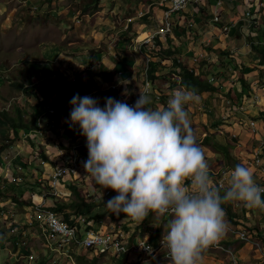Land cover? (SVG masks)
I'll use <instances>...</instances> for the list:
<instances>
[{
	"label": "rangeland",
	"instance_id": "obj_1",
	"mask_svg": "<svg viewBox=\"0 0 264 264\" xmlns=\"http://www.w3.org/2000/svg\"><path fill=\"white\" fill-rule=\"evenodd\" d=\"M74 1L75 0H64V1L0 0V64L1 63L5 64L2 67L0 66V101H1L0 111L2 109L3 110L5 109L14 115L15 108L18 107L17 105H19L20 108L22 109L26 108L27 106H29L31 109L33 108V105L35 104L34 102H36L34 101L35 98L33 99L34 96L36 97L35 90L32 89V87H29L30 85H28L27 87L28 84L27 68L23 67V65H19L22 63H18V61L20 58H24L27 61L26 62L22 61V62L25 63L27 66H29L31 64L33 65L36 64L35 62H31L30 60H34L38 58L41 59L42 46L40 47V45L38 44H40L41 42L46 43L47 40L59 39V29H57L59 27V10L62 7L65 8L68 7L69 5L76 6L77 4H75ZM90 1L91 0H82V3L92 4V2ZM125 1L126 0H124V2ZM148 2L152 3V1L150 0H148ZM136 3L139 4L138 1H136ZM171 4H172L171 2L167 3L168 6H171ZM153 5L154 4H151V7ZM211 5L212 4H209L208 2L206 5L203 6H207L204 7L206 8V10L208 9L210 10L209 6ZM227 6H228V1L225 0L223 3V8H226ZM155 11L156 9H154V12ZM188 11L191 12L192 8L189 7ZM212 12L213 10L210 11L211 17H212ZM221 13H222V22L228 21V16H230L231 14L229 13L228 9L226 8L225 10L221 11ZM197 15H199V17L196 18L189 16L188 19L189 25L187 28L186 27L183 28L180 26L178 27V30L181 34H179L180 36L175 35L176 38L185 42L187 41V43L194 42L200 39L202 34H204L208 30L207 25L203 24V22H205V20L209 17V14L207 12L203 13L200 7V10L197 13ZM196 23L198 24L197 26L195 25ZM191 24L192 26H190ZM209 25L213 27L212 29L213 31H215L217 35L221 33L222 29L220 23H213L212 20H210ZM236 32L239 33L240 29L237 28ZM136 35L137 33L133 31V36L136 37ZM227 37H230L229 40H238L239 35L236 36L235 33L234 38L233 36H229V35H227L226 38ZM233 50L235 51L236 49L234 48ZM153 52L155 51L153 50ZM242 55L244 59L251 60L249 54L245 53V50H242ZM223 59L225 61H223ZM184 60L186 61L185 57ZM229 61L230 60L228 57H223L220 55L219 59L215 58L213 60L212 58H210L209 61L210 63H216L218 65V68H216V70L212 71L211 69H208V67L206 68L203 67L204 70L207 71L208 77L216 76L221 85H227L225 87L226 89L219 88L220 89L219 91L204 92L205 96H200L198 102H192L185 106V110L188 112V117L190 122L192 123L191 125L194 129L195 135L197 136L198 144L205 153L206 162L208 164V170H209L208 172H212L214 175H216L215 177H217V179L219 176L218 171L223 167L233 166L235 160L236 162H240V164H246L247 166L248 165V161H246V159L248 158L247 154L249 153L251 154L253 150H255L261 144L260 138H262V140L264 141V119L258 118L260 113L259 102L254 104L252 102V98H253L252 95H250V98L248 99L245 98V101L247 103H244L242 100L237 101L239 95L242 94L241 86H240L241 88L240 90L237 86H231V88H229L228 84L231 83V80L234 75L236 77V80H238L239 71H235L233 69L234 68L233 66L226 65V63H228ZM247 62L249 63L243 62V64L250 68L255 66L253 64V61H247ZM143 63H144L143 72H145L148 61L144 60ZM257 69L259 71L264 72V64L263 63L256 64L255 69L253 70L251 69L252 71H247V73H245L247 74L248 79H250V77L252 78L250 79V81H252L251 84L252 88L256 87L255 81L261 77L260 75L261 73L259 71H256ZM142 75L144 76V73ZM177 78H178L177 74H175L173 69L162 75L161 79L156 80L157 87L161 91V92L159 91V94L161 95V98L159 99L156 98L157 92L156 91L153 92L156 93L154 100L156 101V103H158V105L160 102L168 101L174 90L183 89L180 86L173 85ZM15 82H19V83L21 82L24 84L25 88H30L28 91H24V93L26 94V96L31 97L33 103H31L32 101L30 102L25 98L22 99L14 98L16 93L13 91V89H16V87L13 84ZM228 89H230L229 92H227ZM229 93L231 95L227 96L226 94ZM260 95H261V100H263L264 102V95L261 93V91H260ZM227 97L231 99L232 102L231 104L226 103ZM11 100H13V102L16 103H13L11 104L10 107H7V102L8 101L10 102ZM193 103L194 104L198 103V109L194 108V105L193 108L190 107L189 109V106H191ZM238 105L239 106L245 105L249 110H251V113L248 110L247 115L249 117L258 120L259 133L253 131L251 128H248L249 126L247 127L246 123L238 116H232V115L227 116L230 110L232 108L236 110L239 107ZM30 108L29 111L27 108L28 114L27 115L24 114V120L26 122H28L31 118L29 117L32 114ZM24 111H26V109H24ZM238 111L239 110H237L236 113H238ZM6 124L7 122L4 120L3 125L6 126ZM61 125L62 124H59L58 127L60 132H61L60 128L61 127L63 128L62 129L63 132L59 133L60 136L63 137L62 139L59 138L60 139V143L58 144L59 160L56 159L57 157L55 151H52L53 148L49 149L52 151L51 153L52 158L49 156L48 160H51V162L48 161L50 163L48 165H46L43 162V159L41 158L38 159L31 158L29 161V157L27 156V154H25L26 151L25 149H23L22 154L19 153L21 149H16L14 154H12L11 152L8 154L7 153L4 154L3 160L7 164L6 166L10 164L12 158H17V156H20V158H22L26 163L28 164L31 163L30 164L31 166L24 169L19 168L18 159L20 158H18L16 159L17 161H15V163L11 164L12 167L10 169L11 172L9 173L10 176L8 175L9 177L6 176V172H5L6 170L3 171L0 168V190H4L5 192L6 187L14 190L15 187H18L17 191L21 192L22 190H24L25 185L28 184L27 182L29 181L31 183L35 182L37 184H40L42 182L44 184V187L49 189L47 178L48 175L50 174V171L53 169V165H55L58 162H61V156H63V154L69 153L68 156H70L71 144H73L75 142L74 140L77 138V135L71 134L72 133L71 131L69 134L71 137H65L67 136L64 135L65 132H69L71 128L67 129L66 127H63ZM42 126L44 129L48 128L45 122L42 123ZM74 126L78 129V132L80 133L81 132L80 126L78 124ZM33 130L34 129L30 128L27 130V132H33ZM242 130H245V134L243 133V136L249 137V140L247 141L246 143L247 145L245 147L239 145L242 143L240 141V138L242 136ZM72 138H74V140ZM207 138L215 139L221 144L228 145L229 153L233 158L232 161L231 162L227 161L225 152L217 149L213 144L207 143L206 142ZM63 140L65 143L63 142ZM2 142L4 143V145L8 144L9 147L12 145L11 143L7 142L6 139H4ZM39 142L42 143L41 140ZM49 142L52 143V141ZM243 148L248 153L244 152L240 154V151ZM62 149H63V154L60 153ZM0 151H2V149H0ZM211 152L216 153V156L213 157ZM78 153H79V158L81 160H83L84 162L87 161L88 159L87 155L83 156L80 153V151ZM248 168L253 172V175L258 177V182L260 183L261 176L257 173V171L253 170L250 167ZM25 170L30 171L28 173L29 175L24 174ZM80 171H81V179L78 181L74 180V178L70 174H68L63 179H60L58 190L61 193V195H63V197H65V199L68 201L75 199L76 196L72 194V189L70 188V184H73L75 182H80L79 184L80 187L84 189V191H86L89 194V196H95L96 199L97 197L100 199L105 198L106 194L104 189L102 188L95 189L90 184V180L94 178L89 173H87L84 168H81ZM38 172H42V175L44 174L42 176L43 177L42 179H39L40 175L37 176ZM209 176L213 180V176L212 175ZM14 178H16V180H14ZM33 178H35L36 181H32ZM227 187L228 184L225 185V188ZM109 196L111 198L116 196L113 190ZM39 198L40 196H38L37 199ZM261 198L264 199V195H261ZM106 199L107 198L103 200L106 201ZM11 201L13 200L11 199ZM29 202L30 201L24 204H29ZM230 203L234 210V213L238 214L239 216V218L237 219H241V220L240 221L238 220L237 222L239 223L237 224L235 223L236 221L234 222L225 213L226 228L223 236L221 237L218 243L209 246L205 251H203L201 254V258L207 259L208 261L211 262L210 264H213V262H220V264H230L235 259L239 261V264H262L264 262V209L252 207L253 211L252 209L251 211H249L250 207L245 206V204L242 202H230ZM24 204L18 203V205H13V203L9 202V200L6 197L0 196V235L4 234V238H6V241H10L9 243L10 246L12 247L24 246V248L27 250L28 253L31 252L30 254L23 251L20 252L19 253L20 255L16 257L17 264H74L72 263V259H71L73 257V261H75L73 254L77 255L79 252H80L79 254H81V251L78 250V247L73 245L66 252L64 251L53 252L48 247L49 237L47 236V232L45 231L43 226H41L39 220L36 217L32 218L30 216V212L28 213V209H29L28 207L30 208L32 207L31 210L35 211L34 206H32L31 204V206L28 205L25 206V208H23ZM69 210L70 212H73L72 208ZM247 211L248 214H246ZM111 214L112 213L108 210L106 204L98 207H89V208L87 207L84 210L82 217H80V220L78 221L79 223H77L79 225L78 227H80L81 231H83L84 229L96 230L97 228L102 229L104 227H105L104 229L106 230V229H112V226H115V228L122 229L127 234V236L130 235L131 238H135V237L147 238L155 234L157 229H161L160 238H163L165 231H167V223H169L170 220L172 219L171 215H166L162 218H156L154 214L150 213L149 217L146 218L143 221V223H140L132 220L131 218H127L126 214L124 213H121L119 216L113 214L114 215L113 217H111ZM59 215L62 216V214ZM29 216H30V220H29ZM94 226H97L96 229ZM21 227H23V230L24 229L27 230V227H31V230L37 232L39 236L33 237L31 233H29L28 236H23L20 233L17 234L15 231L22 230ZM257 229H259V232L256 231ZM240 233H244L246 239L240 237L239 235ZM241 245L242 246L248 245L247 253H249V256L248 255L243 257L237 256L235 251L239 249ZM31 246H34L35 249L34 253L30 249ZM42 249L48 250V253L44 255V252L40 251ZM86 254L88 255V259H90L92 256H95V254L90 251H88ZM123 256L125 255H121L119 257L103 255L98 259L97 264H120L126 258ZM131 257L133 261L131 262L129 261L128 264H144L147 262L150 264H170L169 260L165 258L162 254L158 256H151L146 254L140 255L133 253L127 257V261ZM85 261L87 262L89 260H85Z\"/></svg>",
	"mask_w": 264,
	"mask_h": 264
},
{
	"label": "crops",
	"instance_id": "obj_2",
	"mask_svg": "<svg viewBox=\"0 0 264 264\" xmlns=\"http://www.w3.org/2000/svg\"><path fill=\"white\" fill-rule=\"evenodd\" d=\"M136 1H138L139 4H137ZM150 1H152V3L148 2V0H126L125 2L124 0H91L90 2H92V4H83L82 0H75L74 3L77 4L76 6L69 5L65 8L62 7L59 10V27L57 28L59 29V39L47 40L46 43L41 42L38 44L40 47L42 46L41 59L38 58L30 60L36 64L27 66L22 62L27 61L24 58H20L18 61V63H22L19 65H23V67L27 68V87L30 85L29 87H32L36 94V97H33V99L35 98L34 101L36 102H34V105L32 104V109L29 106L23 109L21 108L23 110V115L28 114L27 108L28 111L29 108L32 111L31 116H29L31 118L28 122L33 126V132L27 133L28 137L26 138L25 132L22 129L18 130L17 133L12 129L9 130L8 124L4 126V120L0 117V149H2V151H0V168L3 171L6 170V176H8L11 172V164L15 163V161H17L16 159L20 158V156H17V158H12L10 164L6 166L7 164L3 160L4 154H8L10 152L14 154L16 149H21L19 153L22 154L23 149H25L26 151H24L29 157V161L31 158L43 159L42 157L45 155L47 156L44 158L47 161L45 164L48 165L50 164L48 161L51 162V160H48V158L49 156L52 158V151H55L57 157L56 159L59 160L58 144L60 143V139L63 138L59 134L63 132L62 127L60 128L61 132L58 128L59 124H62L61 126L66 127L67 129L71 128L69 132H65L64 135H67L65 137H71L69 135L70 131L72 132L71 134H77L78 129L74 125H72L73 127H70V111L72 107L67 110L60 109L63 113H61L59 110V112L54 116L46 113L48 103L51 102L54 97L60 96L61 94V97L71 100V98L76 95L75 93L68 90V82H72L78 87H85L86 93L80 95L81 97L90 96L94 99L100 100V92L105 91L110 93L113 98L118 99L119 101L122 96L133 100L139 98L140 90L144 91V76L142 75L144 73V60L149 62L151 59H161L160 56L157 55V51L160 49L158 45L156 47H152L151 45H143L140 47V44L135 41V38L140 34H149L152 30L157 29V27L162 25L164 19V6L161 4L160 0ZM239 3H241V1H239ZM151 4L154 5L149 8V13L143 17H138L139 11L141 9H148ZM154 9H156L155 12ZM204 9L205 11L203 13L207 12L209 14V17L205 20V22H203V24L207 25L208 30L202 34L199 40L190 43L179 40L175 36H180L179 34H181L177 29V31L174 30V32L166 38L163 37L158 39V42L160 41L161 45L165 49H170L174 46L180 47L182 49L181 58L185 64L188 63L193 55H197L203 50L210 53V51L214 50V48H227L232 52L230 58H237L238 60H242V62L245 63H249L247 61H253V64L256 66L261 57V50L264 49V9L256 6L253 8L255 18L250 21L244 20V22H242V20L245 18L242 14L243 10L241 5L227 8L231 14L228 16V21H224L223 24L220 23L222 31L218 35L215 33V31H213V27L209 25L210 20H212L210 16L211 8L210 10H206V8ZM196 17H199V15H196L195 18ZM179 19L183 20L181 18V14H174L173 20L175 21V25H178ZM232 22H238L237 26L235 28L229 29L228 31H224L222 26L225 23L230 24ZM195 25L197 26L198 24L196 23ZM180 27L184 28V26ZM237 28L240 29L239 33L236 32ZM133 31L137 33L136 37L133 36ZM235 33L236 36L239 35L238 40H229L230 37L226 38L227 35L233 36L234 38ZM240 34H242V37H240ZM248 38L251 40L249 41ZM253 44L258 45L260 50L254 49ZM234 48L236 49L235 51L233 50ZM153 50L155 52H153ZM242 50H245V53L249 54L251 60L244 59ZM216 54L217 56L219 55L218 53ZM184 57L186 58V61L184 60ZM214 57L215 56L211 55L209 58L214 59ZM203 59L204 58H201L200 61ZM206 60L210 61L209 59ZM162 62L163 63L157 72V74L160 76L158 79H161L162 75L173 69L178 77V73H176L175 70L176 67L179 66L174 64L173 57H163ZM3 65L5 64H0L1 67ZM255 66L252 68L247 67L246 73L247 71H252L255 69ZM256 71L259 70L257 69ZM250 79L252 78L250 77ZM156 80H154V82L152 81L151 91L149 94H147L151 100V103L148 104L147 107L152 109L163 108L162 106H159L158 103L156 104L154 100L156 93L153 92L155 91L157 92L156 98L157 96L161 98V95L159 94L160 90L157 87ZM113 85H116L117 88H112ZM222 86L223 87H221V89H226V86ZM240 86L237 87L241 90L242 86L241 88ZM13 91L16 93L14 98H25L30 102L32 101L31 97L26 96L24 89L22 91V89L16 88L13 89ZM197 96L198 98L200 96H205V93L203 92L201 94H197ZM13 100L7 102V107H10L11 104L16 103L13 102ZM44 100L46 101V104L43 106L41 105L40 101ZM243 102L247 103L245 100ZM31 103H33V101ZM193 105L194 108L198 109V103H193L191 106H189V109L190 107L193 108ZM24 109H26V111H24ZM249 112L251 113V110H249ZM43 122L47 124V129L43 128ZM243 133L245 134V130H242V136L240 138L242 143L239 145L245 147L249 137L243 136ZM4 139H6V141L12 145L9 147L8 144H5V146L2 142ZM72 139L74 140V138ZM40 140L42 143L39 142ZM49 141H52V143ZM32 142L35 144L34 147L31 145ZM50 148H53V150H49ZM39 149L42 151L40 154H38ZM244 152L247 153V151L243 148L241 149L240 154ZM212 155L214 157L216 156V153H212ZM18 162L19 168L24 169L31 166V163H26L22 158L18 159ZM29 172V170H25L24 174H28ZM50 172H52V170ZM39 175V179H42L44 174L42 175V172H38L37 176ZM32 181H36L35 178H33ZM27 183L28 184L25 185L24 190H20L21 192L17 191L18 187H15V190L17 191V194L20 193L19 197L23 199L24 202L28 203V201H30L32 202V206H35L41 199V188L39 186L43 185L37 184L35 182L31 183L30 181ZM38 196H40L39 199H37ZM7 199L9 202H12L13 205H18V203L11 201V198ZM31 204H24L23 208L28 205L31 206ZM28 208V213L30 212V215H32V207ZM94 227L96 229L97 226ZM104 228H97L96 230H105ZM21 229L22 230L20 231H14L17 234L20 233L23 236H28L29 233H31L33 237L39 236L37 232L31 230V227H27V230L24 229L25 231L23 230V227H21ZM9 243L10 241H6V238H4V234L0 235V264H17L16 257L20 255L19 253L22 251L28 253L24 246L12 247L9 245ZM48 247L53 252H59L54 248L53 244L49 242V240ZM30 249L33 251V253L35 252L34 246H31ZM78 250L81 251V254L83 255L87 253V251L80 248H78ZM40 251H43L44 255L48 253V250L45 249ZM247 251L248 245H245L237 249L235 253L238 257H243L246 255L249 256ZM129 255L130 254H125L123 257L126 258L123 260V262L119 261L121 262L120 264H128L129 261H133L132 257L127 261V257ZM102 256L103 255H100V257ZM86 257L88 258L87 254ZM71 259L72 263L76 262L73 261V257ZM210 263L211 262L205 258H200L198 261V264ZM144 264L150 263L147 262ZM213 264H220V262H213ZM262 264H264V262Z\"/></svg>",
	"mask_w": 264,
	"mask_h": 264
},
{
	"label": "clouds",
	"instance_id": "obj_3",
	"mask_svg": "<svg viewBox=\"0 0 264 264\" xmlns=\"http://www.w3.org/2000/svg\"><path fill=\"white\" fill-rule=\"evenodd\" d=\"M198 99L177 89L166 107L156 109L147 107L151 100L142 90L134 106L106 97L100 107L97 99L79 94L69 101L70 126L78 124L87 138L83 167L103 189L118 193L107 201L108 210L140 223L150 213L171 215L162 238L170 264H198L202 252L219 242L226 228L222 204L264 209V188L247 166H235L227 188L213 183L185 110Z\"/></svg>",
	"mask_w": 264,
	"mask_h": 264
},
{
	"label": "built area",
	"instance_id": "obj_4",
	"mask_svg": "<svg viewBox=\"0 0 264 264\" xmlns=\"http://www.w3.org/2000/svg\"><path fill=\"white\" fill-rule=\"evenodd\" d=\"M207 1V2H206ZM225 0H160L161 4L164 6V19L162 22V25L157 27V29L152 30L145 38L142 40H139V36L136 38V42L140 44V47L143 45H151L152 47L157 46L158 39L166 38L167 36L171 35L175 30V21L173 20L174 14H181V19L178 21V26H184L188 27V17L191 16L195 18L197 13L201 8H204L208 2L209 4H212L209 6L212 12V22L215 23H223L222 22V13L221 11L225 10L223 8V3ZM228 6L226 8H232L234 6L241 5L242 7V14L245 19L244 20L250 21L254 19V9L256 6L261 7L264 9V0H241V3H239V0H227ZM171 2V6H168L167 3ZM203 6V7H202ZM192 8V11L189 12L188 8ZM148 9H141L138 13V17H143L147 13H149ZM188 16H187V15ZM135 19V18H134ZM238 22H232V23H225L223 25L224 31H228L229 29L235 28L237 26ZM192 26V24L190 25ZM215 56L214 59H218V56L216 53L210 51L208 53L207 51L203 50L201 53L197 55H193L192 58L186 63V66L193 67L195 65H198L201 58L209 59L210 56ZM213 59V60H214ZM178 62H184L182 58L178 59ZM176 70H178V67H176ZM211 80L214 84H216L219 88L222 87L220 84L218 78L216 76H212ZM216 81V82H215ZM264 73L263 76L260 77L258 80L255 81V86L252 88V102L255 104L259 102L260 105L264 104L263 100H261V93L264 95ZM262 83V84H260ZM227 86V85H224ZM229 88L231 86H240L239 79L236 80L235 75L233 76L231 83L228 84ZM152 87V81L150 80L149 74H148V67L145 69L144 72V92L146 94H149ZM112 88H117L116 85H113ZM230 89H228L227 92H229ZM159 98V96H157ZM69 99L63 98L61 96L54 97L51 102L48 103L46 113L54 116L56 115L60 109L67 110L72 107V105L69 103ZM121 102L127 103L129 106H134L137 99H127L125 96H122L120 99ZM263 102V103H262ZM226 103L231 104V99L227 97ZM259 105V106H260ZM239 106V105H238ZM263 106V105H262ZM261 108V107H260ZM238 113H236V111ZM243 110V111H242ZM248 108L245 105H240L236 110L231 109L230 112L227 114V116H238L240 119H242L248 128H251L253 131H258V120L255 118L249 117L247 115ZM28 129H24L25 137L27 138L28 135L27 132ZM77 138L74 140L75 142L71 144V153L70 156H68L69 153L63 154V149L60 151V153L63 154L61 156V162L56 163L53 165L52 172L48 175L47 181H48V187L47 189L44 186H39L41 188V199L37 204L34 206L35 211L33 210L32 215H30L32 218H37L39 222L41 223V226L45 229L47 232V236L49 237V242H51L56 250L59 252L67 251L70 249L71 246H77L78 248L90 251L94 253L95 255H106V256H113V257H119L123 254H146L151 256H158L163 255L166 257V249H163L162 247V238H158L156 242H152L150 240V237L144 238V237H135L131 238L130 235L127 236V234L120 228H115V226H112V229H106V230H86L84 229L81 231V229L77 225H71L68 222L64 221L62 216L59 215L57 212L47 208L48 203V196L49 194L53 195H61V193L58 190V186L60 183V179H63L68 174H70L74 180H80L81 179V168L83 167L84 161L79 158V151L80 148H87V138L81 134V132H77ZM260 145L253 150V152L248 155V167L252 168L253 170H256L257 173L261 176V182H258V177L254 178L255 183L261 187L264 188V141L262 138H260ZM59 148V147H58ZM88 149V148H87ZM59 150V149H58ZM81 153V152H80ZM248 153V152H247ZM81 157V156H80ZM44 163H46V159L43 160ZM85 169V168H84ZM234 169L232 166H226L221 168L218 171V185L223 182L224 186L227 184L226 177L230 176L231 171ZM86 171V170H85ZM16 180V178H14ZM112 193L110 189L105 190L106 196H109ZM261 195H264V193H261ZM240 237L243 239H246V236L244 233L239 234ZM32 256V255H31ZM168 259V258H167ZM74 264H77L73 262ZM230 264H239V261L237 259L233 260Z\"/></svg>",
	"mask_w": 264,
	"mask_h": 264
},
{
	"label": "trees",
	"instance_id": "obj_5",
	"mask_svg": "<svg viewBox=\"0 0 264 264\" xmlns=\"http://www.w3.org/2000/svg\"><path fill=\"white\" fill-rule=\"evenodd\" d=\"M241 1V0H239ZM243 1V0H242ZM201 10L204 12L205 9L201 8ZM187 15V14H186ZM188 16V15H187ZM243 22V21H242ZM178 29V25H175V30L177 31ZM240 37H242V34H240ZM248 40H251L250 38H248ZM157 45L159 46V51H157V55L160 56V60H149L148 62V74L150 77V80L154 82V80L158 79L160 76L157 74V72L159 71V67L162 65V58H169V57H173L174 58V64L178 65V70H175L176 73H178V78L176 79V81L174 82V86H180L183 87L186 90H190L193 91L196 95L197 94H201L203 92H212V91H219V87L214 84L211 80V77H208V73L207 71L204 70V68L208 67V69L216 70V68H218V65L216 63H210L209 61H207L206 59L201 60L198 65H195L193 67H189L186 66V64L184 62H178V59L181 58L182 55V49L178 46H174L173 48L170 49H165L160 41H157ZM145 47V46H144ZM253 48L254 49H259V46L256 44H253ZM260 50V49H259ZM215 53H218L219 55L223 56V57H228L229 58V62L226 63V65H230L233 66L234 70L239 71V83L242 86V94L239 95V97L237 98L238 100H242L244 101L245 98H250V95L253 94L252 93V86H251V81L248 79V77L246 76V68L247 66L243 64L242 61L238 60L237 58H230L232 55V52L227 49V48H214ZM232 60V61H231ZM223 61H225L223 59ZM225 63V62H224ZM264 64V49L261 50V57L259 59L258 64ZM204 67V68H203ZM261 77L263 76V71L260 72ZM16 88L18 89H24V91H28L30 88H25L23 83H19V82H15L13 84ZM68 86V90L75 93V94H79V95H83L85 94V87H78L76 86V84L72 83V82H68L67 84ZM101 98L100 100H98L99 102V106L100 107H104L105 106V98L106 97H111V94L105 91H101ZM227 96L231 95L226 94ZM63 96V95H62ZM115 99V98H114ZM117 101H119L118 99H115ZM156 102V101H155ZM41 105H45L46 101H40ZM157 104V103H156ZM167 103L166 102H160L159 106H162L163 108L166 107ZM260 105V104H259ZM263 105V106H262ZM260 105V113L258 118L264 119V104ZM18 107L15 108V114H11L10 112H8L7 110H1L0 111V116L3 120H5L9 126L10 129L14 130L16 133L18 130L22 129H30L33 128L32 125H30L28 122H26L24 120V115H23V110L20 108L19 105H17ZM62 110H60L61 112ZM63 113V112H61ZM251 115V114H250ZM254 116V115H253ZM255 117V116H254ZM207 143H211L213 144L217 149L225 152L226 154V159L228 162L232 161V157L231 154L229 153V147L228 145H224L221 144L220 142H218L215 139H206ZM34 147V143L32 142L31 144ZM80 152L83 156L87 155L88 156V149L87 148H80ZM42 153V151L39 149L38 150V154ZM47 156H43V160H45L44 158H46ZM237 164H240V162H236V160L234 161V165L232 167L235 168V166ZM246 166V164H243ZM209 171V170H208ZM209 175L213 176V183L218 185L217 183V177H215L216 175H214L212 172H208ZM253 178H257V176L253 175ZM190 183V182H187ZM40 184H42L44 186V184L41 182ZM80 182H75L73 184H70V188L72 189V194H74L76 196L75 199L68 201L65 199V197H63V195H53V194H49L48 196V204L46 205L47 208L57 212L58 214H62L63 216V220L68 222L71 225H76L77 223H79L78 221L80 220V217H82L84 210L88 207H98V206H102L104 204L107 203L108 200L112 199L110 196H106L103 199H100L95 196H89V194L84 191V189H82L80 187ZM90 184L95 188V189H99L102 188L100 185H98L94 179L90 180ZM46 186V185H45ZM103 189V188H102ZM110 189L111 191L113 189L111 188H107ZM106 190V189H104ZM114 191V190H113ZM115 195H118L117 192H115ZM221 195H223V191L221 192ZM0 196H4L6 198H11L14 202H18V203H26L24 202L16 193V191L14 189H9L6 187V191L4 192V190H0ZM30 204L32 202H29ZM222 207L225 210V213L235 222V223H239L237 222L238 220L240 221L241 219H237L239 218L238 214L234 213V210L231 206V203H224L222 204ZM73 209V212H70L69 209ZM253 211V208L250 207L249 211ZM248 214V211L247 213ZM114 215L111 214V217H113ZM77 226H79L77 224ZM80 228V227H79ZM257 232H259V229L256 230ZM161 235V229H157L155 234L150 236V240L152 242H156L158 238H160ZM243 245V244H242ZM241 245V246H242ZM240 246V247H241ZM17 247V246H16ZM125 255V254H123ZM100 258V255H95L92 256L90 259H88L86 257V255L83 254H75L74 255V259L77 263L79 264H97L98 259ZM121 258V257H120ZM89 260V261H85V260Z\"/></svg>",
	"mask_w": 264,
	"mask_h": 264
},
{
	"label": "bare ground",
	"instance_id": "obj_6",
	"mask_svg": "<svg viewBox=\"0 0 264 264\" xmlns=\"http://www.w3.org/2000/svg\"><path fill=\"white\" fill-rule=\"evenodd\" d=\"M148 35V33H142L139 35V40H142L143 38H145Z\"/></svg>",
	"mask_w": 264,
	"mask_h": 264
}]
</instances>
